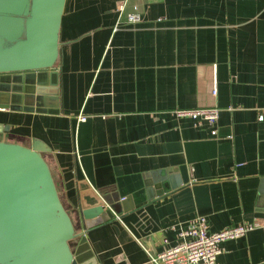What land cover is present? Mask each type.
<instances>
[{"label": "crops", "instance_id": "0c3cea01", "mask_svg": "<svg viewBox=\"0 0 264 264\" xmlns=\"http://www.w3.org/2000/svg\"><path fill=\"white\" fill-rule=\"evenodd\" d=\"M120 1L66 0L57 111L0 107V139L42 148L96 264H155L198 214L211 231L253 222L218 260L264 264V0ZM198 106L217 108L216 132L175 114Z\"/></svg>", "mask_w": 264, "mask_h": 264}, {"label": "water", "instance_id": "95a60500", "mask_svg": "<svg viewBox=\"0 0 264 264\" xmlns=\"http://www.w3.org/2000/svg\"><path fill=\"white\" fill-rule=\"evenodd\" d=\"M65 2L0 0V107L57 111L56 102L47 100L57 97ZM107 203L82 211L85 229L121 212L117 199ZM0 264H96L34 141L0 139Z\"/></svg>", "mask_w": 264, "mask_h": 264}, {"label": "built area", "instance_id": "2783aa9c", "mask_svg": "<svg viewBox=\"0 0 264 264\" xmlns=\"http://www.w3.org/2000/svg\"><path fill=\"white\" fill-rule=\"evenodd\" d=\"M126 4L127 0L117 3L118 12H122ZM125 17L128 23L137 22L140 19L138 5L132 4V8L125 13ZM213 90L215 91V88ZM175 114L189 116L195 125L207 122L211 132H216L218 112L214 106L177 108ZM259 118L262 116L260 115ZM253 226V222L244 221L226 226L221 230L211 231L208 228L207 217L204 214H198L190 218L186 227L178 232L180 240L175 245L156 255L148 251L149 257L155 264H226L218 260V255L222 251L221 241L244 234Z\"/></svg>", "mask_w": 264, "mask_h": 264}]
</instances>
